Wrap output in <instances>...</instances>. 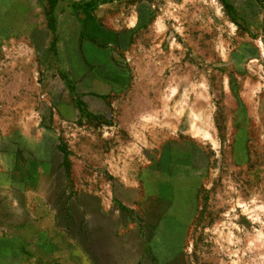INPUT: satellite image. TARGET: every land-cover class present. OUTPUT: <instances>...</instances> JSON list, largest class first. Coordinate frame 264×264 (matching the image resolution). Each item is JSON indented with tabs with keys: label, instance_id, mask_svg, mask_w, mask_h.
<instances>
[{
	"label": "rangeland",
	"instance_id": "1",
	"mask_svg": "<svg viewBox=\"0 0 264 264\" xmlns=\"http://www.w3.org/2000/svg\"><path fill=\"white\" fill-rule=\"evenodd\" d=\"M92 252L264 264V0H0V264Z\"/></svg>",
	"mask_w": 264,
	"mask_h": 264
},
{
	"label": "crops",
	"instance_id": "2",
	"mask_svg": "<svg viewBox=\"0 0 264 264\" xmlns=\"http://www.w3.org/2000/svg\"><path fill=\"white\" fill-rule=\"evenodd\" d=\"M58 193L59 192H56V195H55V197H53V200H48V194H49V192L47 193L46 192V203H48L49 205H51V207H53L54 206V204L55 205H57V203H58V199H59V195H58ZM57 201V202H56ZM18 207V210H20V211H22L21 210V208H20V206H17ZM53 208H55V207H53ZM55 210H56V208H55ZM57 211V210H56ZM62 217H63V214L59 217V223L57 224V226L59 227V228H62V227H64L65 226V223H64V221H63V219H62ZM82 226H79V229H78V231H73V230H71V235H72V237H74V238H76L82 245H84V243L85 242H90V239H91V237H90V239H89V237L88 236H86V232H89L90 233V231H88V230H86L84 227H83V230H82V228H81ZM79 232V233H78ZM88 233V234H89ZM95 239H96V237H95ZM94 239V237H92V240H91V242H92V245L91 246H89L88 245V248L90 249V248H92V246L95 244V243H97V242H93V240H95ZM91 251H93V249L91 250ZM93 253V252H92ZM93 257H94V260H96L99 264H100V260H99V258H97L98 256L97 255H95L94 253H93Z\"/></svg>",
	"mask_w": 264,
	"mask_h": 264
},
{
	"label": "trees",
	"instance_id": "3",
	"mask_svg": "<svg viewBox=\"0 0 264 264\" xmlns=\"http://www.w3.org/2000/svg\"><path fill=\"white\" fill-rule=\"evenodd\" d=\"M91 234V233H90ZM93 236V234H91ZM94 237V236H93Z\"/></svg>",
	"mask_w": 264,
	"mask_h": 264
}]
</instances>
